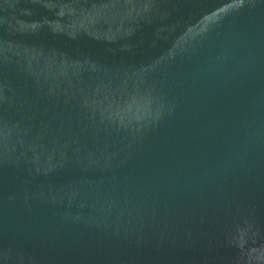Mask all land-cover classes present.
Segmentation results:
<instances>
[{
  "label": "water",
  "instance_id": "95a60500",
  "mask_svg": "<svg viewBox=\"0 0 264 264\" xmlns=\"http://www.w3.org/2000/svg\"><path fill=\"white\" fill-rule=\"evenodd\" d=\"M0 264H264V0H0Z\"/></svg>",
  "mask_w": 264,
  "mask_h": 264
}]
</instances>
